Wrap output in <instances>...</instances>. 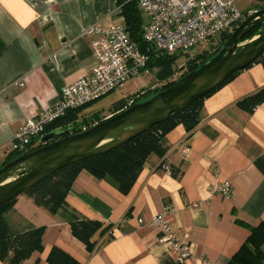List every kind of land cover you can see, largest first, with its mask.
<instances>
[{"label": "crops", "instance_id": "obj_1", "mask_svg": "<svg viewBox=\"0 0 264 264\" xmlns=\"http://www.w3.org/2000/svg\"><path fill=\"white\" fill-rule=\"evenodd\" d=\"M120 10L117 0H0V164L18 128L94 67L93 37L83 29L124 23ZM262 87L264 66L254 62L205 97L198 124L190 132L181 124L169 131L165 155L149 158L127 194L111 177L81 171L55 214L24 194L16 197L6 214L11 229L44 227L42 250L23 264H48L53 247L81 264H178L145 224L157 214L180 240L188 233L194 253L184 264H227L264 223V102L252 112L237 105ZM223 181L230 196H210L209 187ZM72 215L111 225L95 236L91 253L72 235Z\"/></svg>", "mask_w": 264, "mask_h": 264}, {"label": "trees", "instance_id": "obj_2", "mask_svg": "<svg viewBox=\"0 0 264 264\" xmlns=\"http://www.w3.org/2000/svg\"><path fill=\"white\" fill-rule=\"evenodd\" d=\"M117 2L120 6V14L124 19L125 28L130 38L137 44L142 52L148 54V68L152 72L153 70L156 71L155 75L157 81L163 82V84L154 89L142 90L141 92L132 94L131 96L134 100L131 98L132 102L129 105L126 104L127 98L130 99L129 97L118 100L111 109L112 115L127 109L132 104L146 99L161 90H165L180 77L196 69L217 54L232 33H221L204 43L203 47L199 49V52H195L186 62L181 75L175 80L167 81L173 74V66L178 56L156 53L151 48H148V45L142 37V24L144 18L137 2L133 0H117ZM262 28H264V24L251 29L241 41L252 37ZM254 62L264 66V53ZM238 72H240V70L234 72L219 86L193 102L184 110L154 125L148 131L104 154L74 163L49 175L26 190L23 194L29 197L36 206L44 208L50 214H55L59 209L65 208V197L70 190L72 182L81 171H86L97 179L109 176L118 183L119 191L122 194H127L133 187L138 175L149 158L153 155L162 158L165 155L167 151L164 140L165 135L179 124L183 125L187 132L193 130L200 120L199 112L202 100L233 78ZM94 102L67 111L64 116L50 123L45 128L44 133L47 134L52 131L78 126L76 130L66 134L68 135L81 131L84 125H87L85 128H89L103 121L105 118H99L97 114H95V122L92 123H89V121L87 122L85 118H80V113ZM262 102H264V87L239 100L237 105L248 112H252ZM63 136L65 135L60 137ZM39 147H41V145L31 148L28 152ZM23 154H25V152H17L13 149L7 154L4 161L0 164V167ZM171 174L174 178H177L180 172L178 169H173ZM14 200L15 199L0 206L1 264H23L33 253L40 252L43 248L42 237L44 234V227H30L21 232H14L11 229L6 214L12 209ZM70 228L72 235L84 244L87 252L91 253L98 244L95 240V236L97 234L101 235L109 232L111 225H104L100 221L83 219L76 215H72ZM111 237L112 234L109 233V238ZM46 261L48 264H81L70 254L58 247H53L50 250ZM34 264H37V262ZM227 264H264V223L261 222L250 230L247 239L232 255Z\"/></svg>", "mask_w": 264, "mask_h": 264}, {"label": "built area", "instance_id": "obj_3", "mask_svg": "<svg viewBox=\"0 0 264 264\" xmlns=\"http://www.w3.org/2000/svg\"><path fill=\"white\" fill-rule=\"evenodd\" d=\"M133 1L137 2L144 18L142 37L148 48L156 53L185 55L179 67H185L202 44L221 33L233 32L247 17L258 11L252 9L242 13L236 5L238 0ZM261 1L257 0L255 5ZM81 34L93 37L91 49L94 67L88 75L64 85L53 106L39 111L18 128L13 138L15 151L28 153L31 148L42 146L45 128L67 111L109 95L131 78L152 73L148 68V54L142 52L130 38L124 23L106 29L88 26ZM180 75L181 72H173L167 81L175 80ZM186 151L184 147L183 152ZM209 194L228 197L231 186L227 181L218 182L209 187ZM167 210L169 206L165 207ZM138 223L141 225L144 221L138 219ZM145 224L157 231L156 243L165 247L178 264H184L193 255L194 246L189 241L188 233H184L180 240L164 214L154 215Z\"/></svg>", "mask_w": 264, "mask_h": 264}, {"label": "water", "instance_id": "obj_4", "mask_svg": "<svg viewBox=\"0 0 264 264\" xmlns=\"http://www.w3.org/2000/svg\"><path fill=\"white\" fill-rule=\"evenodd\" d=\"M264 8L247 17L217 54L175 83L127 109L78 132L60 129L42 137L43 145L0 167V206L15 199L49 175L74 163L104 154L148 131L219 86L234 72L251 65L264 53ZM65 135L63 137H60Z\"/></svg>", "mask_w": 264, "mask_h": 264}, {"label": "rangeland", "instance_id": "obj_5", "mask_svg": "<svg viewBox=\"0 0 264 264\" xmlns=\"http://www.w3.org/2000/svg\"><path fill=\"white\" fill-rule=\"evenodd\" d=\"M257 0H238L236 2V5L238 9L242 13H246L249 10L257 9L260 10L262 7H264V0L261 1L260 4L255 5ZM204 44H202L200 47H198L196 50L199 52V49L203 47ZM185 60V55H180L176 58L175 64L173 66V72H182L183 67H179L183 61ZM156 71L153 70L152 73L145 76H138L129 79L125 83H123L120 87H118L115 91L110 93L109 95L97 100L93 104H91L88 108L84 109L80 113V118H85V120L89 123L95 122V114L99 116V118H104L107 114L112 112V107L114 106V103L118 100L122 99L123 97H129L127 98L126 104L128 105L132 98V94L141 92L142 90L151 89L152 87H160L163 82H157ZM151 95V93H150ZM132 98V99H131ZM134 100V99H133ZM144 100V99H142ZM92 119V120H91ZM87 125H84V129H86Z\"/></svg>", "mask_w": 264, "mask_h": 264}]
</instances>
